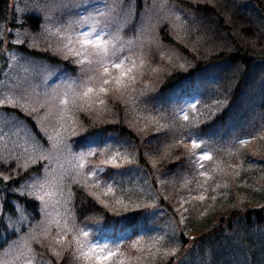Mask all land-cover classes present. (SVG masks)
I'll return each mask as SVG.
<instances>
[{
	"label": "trees",
	"instance_id": "obj_1",
	"mask_svg": "<svg viewBox=\"0 0 264 264\" xmlns=\"http://www.w3.org/2000/svg\"><path fill=\"white\" fill-rule=\"evenodd\" d=\"M180 5L185 23L168 33L166 51L146 72L153 84L127 96L120 108L126 122L93 126L90 120L85 126L93 143L97 131L104 134L101 140L112 136V142L105 139L112 156L92 150L75 164L83 173L61 179L71 188L58 182L60 198L73 193L69 209L58 213L69 230L58 234L56 244L41 240L42 264H97L94 254L77 247L78 236L100 241L102 253H111L101 264H264V0H180ZM16 6L15 0H0V55L4 44L10 46V31L3 36V30L14 26ZM138 7L144 8L141 0ZM26 14L21 10L22 23L37 35L18 48L41 65L49 62L58 76L78 68L73 53L59 60L50 53L58 45L43 38ZM58 15L56 10L53 16ZM43 52L56 61L39 55ZM21 112L27 111L10 112V122ZM24 118L36 123L34 115ZM75 137L69 140L77 147ZM6 146L0 163H14L28 151L10 141ZM85 147L75 153L83 154ZM1 203L0 213L11 216ZM16 233L0 228V240ZM4 253L2 264L17 262V252Z\"/></svg>",
	"mask_w": 264,
	"mask_h": 264
},
{
	"label": "rangeland",
	"instance_id": "obj_2",
	"mask_svg": "<svg viewBox=\"0 0 264 264\" xmlns=\"http://www.w3.org/2000/svg\"><path fill=\"white\" fill-rule=\"evenodd\" d=\"M78 1V4H67ZM138 1L15 0L17 6L14 26L8 27L5 24L3 30V36L5 30L10 31V37L7 38L10 46L4 44L0 55V58L5 56L0 60V105L12 106L0 108V158L3 156L1 151H4L2 147L8 141L28 150L20 152L14 163H0V210L1 202H4L11 213V216L0 213V228L17 231L13 238L0 240L3 242L0 256L5 254L4 250L11 251L12 254L17 252L15 264L45 263L41 240L47 238L56 244L61 239L58 234L69 230L68 220L59 218V214L69 209L73 193H68L69 197L63 194L64 198H60L62 185L71 188L64 185L61 179L69 172L72 175L83 173L74 169L75 164L83 163L92 150L98 153L100 150L104 155L112 156V150L105 142V139L112 142V136L101 140L99 138L104 134L97 131V136L92 138H97L98 141L93 143L85 126L91 123L88 122L90 120L93 126L105 121L126 122V113L120 115V108L125 109L127 96L140 89V85L153 84L149 78L154 76L148 77L146 72L153 71L149 67L166 51L168 33L181 20L185 23L180 0H141L144 8L135 13ZM88 3L93 6L88 7ZM58 4L65 6L57 10L59 15L51 24L50 19L54 15L52 9ZM21 10L29 15L28 23L34 27L38 25L43 38L60 45L68 53H74L77 60L81 56L88 65L71 68L58 76L49 63L41 65L37 59L21 51L18 47L25 48L21 42H25L26 38L34 39L37 35L26 23H22ZM60 20L67 21V24L59 26ZM97 20H102L111 30L105 44L101 37L108 30L105 26L97 28ZM74 21L77 24L75 28L72 27ZM128 23L130 28L125 29ZM85 33L89 40L97 41L99 46L82 45L79 38H84ZM187 35L190 34H184L180 38ZM65 36L68 40L64 45ZM114 49L122 51V58L117 61L114 57L108 58L107 61L111 63H102ZM39 55L56 61L49 53ZM116 64L121 67L115 68ZM121 73L124 75L121 76ZM117 78L121 81L119 84L116 83ZM105 80L108 81L107 84L104 83ZM101 87L105 91H100ZM90 88L91 92L88 91ZM118 99L124 100L120 103ZM113 102L119 105L117 109L112 105ZM14 109L27 111L21 112L26 116L34 115L36 123L32 124L24 117H15L10 122V112H19ZM106 115L109 119L104 117ZM139 124L141 125L140 122ZM73 134H76L75 140L79 142L77 147L85 144L84 150L87 153H75L72 150L77 148L69 140ZM34 164L36 166H32ZM14 170L15 173H12ZM17 171H22V175L16 176ZM11 174L14 175L12 178ZM29 205L35 206L33 211ZM78 241L77 247L87 251L95 249L97 253L104 255V246L100 241L79 236ZM3 260L4 258H0V264Z\"/></svg>",
	"mask_w": 264,
	"mask_h": 264
},
{
	"label": "snow or ice",
	"instance_id": "obj_3",
	"mask_svg": "<svg viewBox=\"0 0 264 264\" xmlns=\"http://www.w3.org/2000/svg\"><path fill=\"white\" fill-rule=\"evenodd\" d=\"M80 43L82 45H89L90 44V45H93L94 47H98L99 46L97 41H92V40L88 39V34L87 33L84 34V38L80 41ZM114 67L119 69L121 67V65L120 64H116V65H114ZM105 72H107V69H105ZM123 75L124 74L121 73V76H123ZM120 82H121L120 79L117 78L116 83L119 84ZM104 83L107 84L108 81L105 80ZM88 91L91 92L92 89L90 88ZM100 91L103 92V91H105V89L103 87H101ZM185 119H187V117H185ZM193 147H199V145L194 144ZM200 159L201 160H207V159H210V157L207 156V155H202L200 157ZM89 252L95 253V259L97 261V264H101L102 261H106V260H109L111 258V253L101 255L100 253H97L95 249H91V248L89 249ZM85 255H87V253H85ZM89 258H91V257H89Z\"/></svg>",
	"mask_w": 264,
	"mask_h": 264
}]
</instances>
